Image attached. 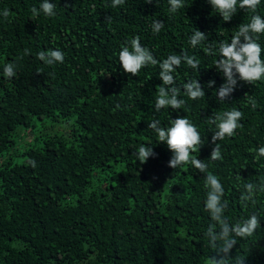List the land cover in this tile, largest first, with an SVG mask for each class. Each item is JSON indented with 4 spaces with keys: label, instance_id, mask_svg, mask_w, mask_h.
Instances as JSON below:
<instances>
[{
    "label": "trees",
    "instance_id": "trees-1",
    "mask_svg": "<svg viewBox=\"0 0 264 264\" xmlns=\"http://www.w3.org/2000/svg\"><path fill=\"white\" fill-rule=\"evenodd\" d=\"M54 2L55 15L47 16L32 12L40 0H0V13L8 10L0 15V264H208L212 256L264 264V79L238 81L226 100L216 94L225 81L216 68L220 44L254 14L264 16V2L255 11L238 8L229 21L207 0H185L175 13L168 0ZM155 20L163 22L158 33ZM196 30L206 38L192 46ZM137 37L157 62L130 74L119 52ZM54 48L64 62L48 65L38 53ZM173 54L198 66L182 60L175 69L184 107L157 111L160 65ZM7 63L16 71L11 79L2 75ZM194 79L205 96L188 97L183 85ZM233 108L242 112L240 126L213 141ZM178 116L201 135L195 154L204 172L189 163L170 167L171 151L148 127ZM216 143L221 158L211 159ZM142 144L155 153L143 163L132 155ZM209 173L224 187L230 224L261 218L252 235L230 234L227 257L224 241L208 235L209 225L220 230L205 206Z\"/></svg>",
    "mask_w": 264,
    "mask_h": 264
},
{
    "label": "clouds",
    "instance_id": "clouds-1",
    "mask_svg": "<svg viewBox=\"0 0 264 264\" xmlns=\"http://www.w3.org/2000/svg\"><path fill=\"white\" fill-rule=\"evenodd\" d=\"M150 3L151 0H145ZM212 8L220 14L224 21H229L237 12L238 8L251 9L255 11L257 5L264 2V0H207ZM122 0H112L113 6L119 5ZM169 11L177 12L178 9L185 6V0H168ZM54 0H40L39 9L33 8L32 12L37 13L43 11L47 16L55 15ZM0 15L7 16L8 10H3ZM163 27V22L153 21L152 30L158 33ZM264 34V16L254 14L250 21L246 24L242 23L238 26V31L232 36L231 40L226 43H221L219 46V59L216 62L217 70L222 71L225 78L224 83L218 88L216 94L221 100H226L230 94L235 90L238 81L252 82L264 79V45L259 42V35ZM206 35L196 30L190 37V44L192 46L199 45ZM39 58L46 64L52 65L54 63H63L65 53L59 49L54 48L48 51H40ZM186 62L193 68L198 66V61L192 56L187 55H169L164 59L160 65V78L162 85L159 87V95L156 98L155 109L159 111L165 106H170L173 110L182 109L185 105L183 98H178L179 89L175 83L174 72L177 66L182 62ZM119 62L122 69L126 73L136 74L139 70L148 63L155 64L152 52L145 46H142L139 38H134L131 41V47H122L119 52ZM2 75L6 78H13L16 75L15 68L12 63L5 64ZM214 81H209L208 85L214 84ZM167 86V87H166ZM188 97L196 99L205 96V92L201 87L198 79L190 80L183 85ZM242 112L236 108L230 111H225L220 117L217 125V131L213 134V141L222 139L225 136H232L235 129L240 126V118ZM148 127L154 129L160 142H166L168 149L172 155L168 161V165L176 168L183 163H189L195 168L204 172L207 168L204 160L197 158V146L201 144V135L196 126L186 116H178L172 119L170 124L162 126L161 121L154 119L149 122ZM259 152L264 155V147H260ZM132 155L141 163L146 162L149 157L155 155L153 146L151 144H142L138 149L134 150ZM211 159L221 158L220 145L215 144L211 152ZM34 164L35 162L32 161ZM206 184L208 187L205 206L209 210L211 219L219 223V232L214 230L215 225H209L208 235L211 240H223L224 246L221 252L229 253L233 247L235 239L230 238V234L235 236L245 237L250 236L254 231L261 226V218L256 214H252L244 220L236 224H230L223 216L224 210L227 206V201L223 200L224 187L217 176L208 174L206 176ZM254 185L249 183L246 185L248 194L251 196L254 191ZM261 190L264 191V185H261ZM230 260L231 264H244L245 258H220L215 256L208 258V264H224V260Z\"/></svg>",
    "mask_w": 264,
    "mask_h": 264
}]
</instances>
